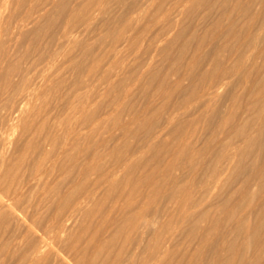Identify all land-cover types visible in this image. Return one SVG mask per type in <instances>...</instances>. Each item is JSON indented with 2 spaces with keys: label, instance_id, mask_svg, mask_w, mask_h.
Masks as SVG:
<instances>
[{
  "label": "rangeland",
  "instance_id": "374dc122",
  "mask_svg": "<svg viewBox=\"0 0 264 264\" xmlns=\"http://www.w3.org/2000/svg\"><path fill=\"white\" fill-rule=\"evenodd\" d=\"M0 128V264H264V0H0Z\"/></svg>",
  "mask_w": 264,
  "mask_h": 264
},
{
  "label": "bare ground",
  "instance_id": "6f19581e",
  "mask_svg": "<svg viewBox=\"0 0 264 264\" xmlns=\"http://www.w3.org/2000/svg\"><path fill=\"white\" fill-rule=\"evenodd\" d=\"M5 1V0H4ZM4 3V2H3ZM5 5V4H4ZM3 5V6H4ZM2 9V8H1ZM0 129H2V132H3V130H4V128H0ZM9 130V129H8ZM8 130H6V131H8ZM5 131V130H4ZM1 133V132H0ZM5 133V132H4ZM7 133V132H6ZM10 133V132H9ZM6 134H4V136H5ZM1 136V135H0ZM5 138L7 139L8 138V133H7V135L5 136ZM3 139V138H2ZM11 140V139H10ZM0 141H1V138H0ZM3 141H4V139H3ZM6 141V140H5ZM7 142H9L8 141V139H7ZM6 142V143H7ZM10 143V142H9ZM8 143V144H9ZM1 144V143H0ZM6 146H8L7 144H5ZM4 146V145H3ZM1 147V146H0ZM3 148H5V147H3ZM7 148V147H6ZM6 148H5V150H6ZM5 152V151H4ZM3 154H5V153H3L1 150H0V173L2 172V167H3V163H4V156L5 155H3ZM13 166V165H12ZM15 166V165H14ZM11 169V168H10ZM9 169V170H10ZM7 170H8V168H7ZM12 172V171H11ZM4 172H2V175L4 176V178L5 177H7V176H5L6 174H3ZM39 177V176H38ZM14 180V179H13ZM4 180H2V182H3ZM10 183V182H9ZM11 184V183H10ZM16 184H18V183H16ZM1 186V185H0ZM22 186V185H21ZM20 187V186H19ZM1 189H2V187H1ZM19 189L20 188H17V192H19ZM8 191H9V189H7ZM16 189H12V194H14V192L13 191H15ZM8 191H6V190H4V192H7L8 193ZM0 193V208L1 207H8L10 210H12L13 212H14V208H15V204H16V202L19 200V197H18V200H16L17 199V197H15V195H10V194H7V193ZM17 194V193H16ZM17 196H19V195H17ZM17 208V207H16ZM2 209V208H1ZM0 209V210H1ZM21 209V208H20ZM19 209V210H20ZM11 211V212H12ZM3 212H4V210H3ZM2 212V213H3ZM9 212V211H8ZM16 212V211H15ZM135 212H136V210H135ZM1 213V212H0ZM7 213V212H6ZM22 213H24L23 211H22ZM138 213V212H137ZM136 213V214H137ZM19 214L20 213H18L17 214V216L18 217H20L21 218V216H19ZM133 214V213H132ZM20 215H22V214H20ZM25 216H27V215H25ZM24 216V217H25ZM137 216V215H136ZM135 217V216H134ZM26 219V218H25ZM17 220V219H16ZM28 220V219H27ZM23 222V221H22ZM29 222V224H30V221H28ZM24 223V222H23ZM27 223V222H26ZM32 226V225H31ZM45 230H46V228H45ZM48 230V229H47ZM46 230V231H47ZM49 231H51V230H49ZM43 232H45V231H43ZM27 234V233H26ZM45 235H46V233H44ZM44 234L42 235V236H44ZM32 236V235H31ZM44 238V237H43ZM41 242V243H40ZM40 242H38V243H40V244H38V245H33V246H35L34 248H33V250L31 251V253L29 254V260L27 259V261H29V263H27V264H30V262H31V264L33 263L32 261H34V263L36 264V261H38V259H37V257L38 256H41L42 257V255L41 254H43V252L46 250V249H48L47 247H48V242L46 241V240H44L43 239V241H40ZM30 249V248H29ZM49 250V249H48ZM54 250V249H53ZM97 251V250H96ZM101 251V250H100ZM96 255H98V253L96 254ZM23 256H27V254L26 255H23ZM40 257V258H41ZM98 257V256H97ZM96 257V258H97ZM28 258V257H27ZM24 259V258H23ZM33 263V264H34ZM74 264V263H73Z\"/></svg>",
  "mask_w": 264,
  "mask_h": 264
}]
</instances>
